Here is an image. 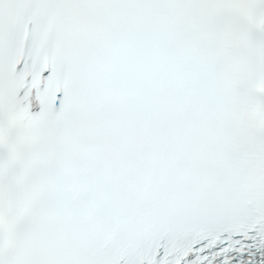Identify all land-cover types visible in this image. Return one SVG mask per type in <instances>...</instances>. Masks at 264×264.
I'll return each mask as SVG.
<instances>
[{
    "label": "snow or ice",
    "instance_id": "obj_1",
    "mask_svg": "<svg viewBox=\"0 0 264 264\" xmlns=\"http://www.w3.org/2000/svg\"><path fill=\"white\" fill-rule=\"evenodd\" d=\"M0 264H264V0H0Z\"/></svg>",
    "mask_w": 264,
    "mask_h": 264
}]
</instances>
